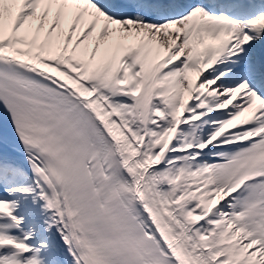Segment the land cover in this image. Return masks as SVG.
<instances>
[{
  "label": "snow or ice",
  "instance_id": "obj_1",
  "mask_svg": "<svg viewBox=\"0 0 264 264\" xmlns=\"http://www.w3.org/2000/svg\"><path fill=\"white\" fill-rule=\"evenodd\" d=\"M0 264H264V0H0Z\"/></svg>",
  "mask_w": 264,
  "mask_h": 264
}]
</instances>
